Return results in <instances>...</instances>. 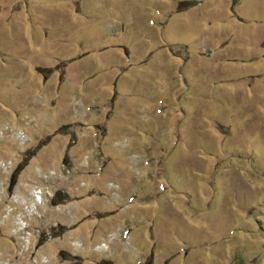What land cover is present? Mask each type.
Wrapping results in <instances>:
<instances>
[{
	"label": "rangeland",
	"instance_id": "1",
	"mask_svg": "<svg viewBox=\"0 0 264 264\" xmlns=\"http://www.w3.org/2000/svg\"><path fill=\"white\" fill-rule=\"evenodd\" d=\"M0 264H264V0H0Z\"/></svg>",
	"mask_w": 264,
	"mask_h": 264
}]
</instances>
